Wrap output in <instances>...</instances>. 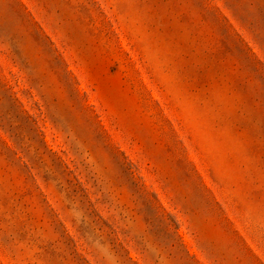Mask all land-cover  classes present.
<instances>
[{
    "label": "rangeland",
    "instance_id": "obj_1",
    "mask_svg": "<svg viewBox=\"0 0 264 264\" xmlns=\"http://www.w3.org/2000/svg\"><path fill=\"white\" fill-rule=\"evenodd\" d=\"M0 264H264V0H0Z\"/></svg>",
    "mask_w": 264,
    "mask_h": 264
}]
</instances>
